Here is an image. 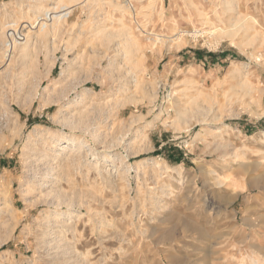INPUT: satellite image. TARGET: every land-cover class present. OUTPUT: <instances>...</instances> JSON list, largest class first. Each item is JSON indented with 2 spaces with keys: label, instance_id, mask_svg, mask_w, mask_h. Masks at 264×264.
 Wrapping results in <instances>:
<instances>
[{
  "label": "rangeland",
  "instance_id": "1",
  "mask_svg": "<svg viewBox=\"0 0 264 264\" xmlns=\"http://www.w3.org/2000/svg\"><path fill=\"white\" fill-rule=\"evenodd\" d=\"M55 1L0 0V264H264V0Z\"/></svg>",
  "mask_w": 264,
  "mask_h": 264
},
{
  "label": "bare ground",
  "instance_id": "2",
  "mask_svg": "<svg viewBox=\"0 0 264 264\" xmlns=\"http://www.w3.org/2000/svg\"><path fill=\"white\" fill-rule=\"evenodd\" d=\"M54 1H55V0H54ZM56 1H60V0H56ZM56 1H55V4H57ZM34 7H35V6H34ZM37 9H38V8H35L34 11L32 10L33 13L36 14V13H38V12L40 11L39 9H38V10H37ZM43 16H45V15H43ZM43 16H40V17L42 18ZM40 17H38V18L41 19ZM36 18H37V16H36ZM36 18H35V19H36ZM202 18H203V17H202ZM19 19H20V18H19ZM26 19H27V18H26ZM30 19H31V18H30ZM24 20H25V19H24ZM27 20H28V19H27ZM46 20H47V22H48V21H50V18H43V19L40 20V21L37 20V22H35V24H36L37 26L42 27L44 24H46V23H44ZM205 20H206V19H205ZM28 21H29V20H28ZM203 21H204V20H203ZM25 23H27V22H25ZM25 23L22 22L23 25H22L21 27L24 28V27H25V26H24ZM234 23H236L237 25H239L238 21H236V22L234 21ZM26 26L29 27V28H31V27H34V24H32V23L29 21V23L26 24ZM6 27H7V26H6ZM15 28H16V27H15ZM3 29H4V28H3ZM5 30H6V29H5ZM7 30H9L10 32H14V33L16 32L15 29H14V26H12V25L9 26V27L7 28ZM26 30H27V29H26ZM40 33H41V30L39 31L38 34H40ZM195 33H197V32H195ZM13 35H15V34H13ZM127 42H128V41H127Z\"/></svg>",
  "mask_w": 264,
  "mask_h": 264
},
{
  "label": "crops",
  "instance_id": "3",
  "mask_svg": "<svg viewBox=\"0 0 264 264\" xmlns=\"http://www.w3.org/2000/svg\"><path fill=\"white\" fill-rule=\"evenodd\" d=\"M226 57L228 59L230 56L226 55ZM195 58H197V59L201 58L202 60H205V57L202 54H200L199 52H189V51H187L186 53H183L182 57L180 59L182 61L191 62L192 60H196ZM209 60H210V62H216L217 60H219V56H214V55L210 56Z\"/></svg>",
  "mask_w": 264,
  "mask_h": 264
},
{
  "label": "trees",
  "instance_id": "4",
  "mask_svg": "<svg viewBox=\"0 0 264 264\" xmlns=\"http://www.w3.org/2000/svg\"><path fill=\"white\" fill-rule=\"evenodd\" d=\"M181 159H182V158L179 159V162H178V163H180Z\"/></svg>",
  "mask_w": 264,
  "mask_h": 264
},
{
  "label": "built area",
  "instance_id": "5",
  "mask_svg": "<svg viewBox=\"0 0 264 264\" xmlns=\"http://www.w3.org/2000/svg\"><path fill=\"white\" fill-rule=\"evenodd\" d=\"M11 34V33H10Z\"/></svg>",
  "mask_w": 264,
  "mask_h": 264
}]
</instances>
